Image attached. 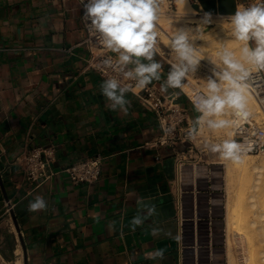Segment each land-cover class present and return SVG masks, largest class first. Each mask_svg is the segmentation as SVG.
Returning a JSON list of instances; mask_svg holds the SVG:
<instances>
[{"label": "crops", "instance_id": "crops-1", "mask_svg": "<svg viewBox=\"0 0 264 264\" xmlns=\"http://www.w3.org/2000/svg\"><path fill=\"white\" fill-rule=\"evenodd\" d=\"M244 1L190 0L200 13L225 17ZM81 14L78 0H0V258L234 264L225 165L206 146L222 142L214 135L189 137L200 113L179 88L164 91L187 110V136L175 145L156 143L162 134L157 117L132 92L127 114L112 110L100 89L105 79L87 67ZM155 60L161 79L152 83L161 89L175 61L159 49ZM38 146L55 151V174L40 186L23 168L25 153ZM97 154L103 162L95 182L73 183L63 171ZM37 196L47 209L29 212ZM145 205H155V214L147 216ZM136 215L144 223L133 231ZM153 228L161 229L159 236ZM159 248L165 249L162 261L146 257Z\"/></svg>", "mask_w": 264, "mask_h": 264}, {"label": "clouds", "instance_id": "clouds-1", "mask_svg": "<svg viewBox=\"0 0 264 264\" xmlns=\"http://www.w3.org/2000/svg\"><path fill=\"white\" fill-rule=\"evenodd\" d=\"M84 6L83 18L93 35L106 50L116 53V58L103 61V67L111 69L116 75L104 80L101 93L110 101L112 110L119 109L125 114L130 102L128 92L144 89L153 80L161 79L162 65L155 60L158 52L156 22L161 0H81ZM231 35L240 45L239 58L232 50L225 47L218 52L219 63H214L213 77L207 79L205 95L194 100L195 109L200 116L189 129V137L195 138L199 132L207 129L216 131L246 120L249 112L246 106L245 90L250 76L246 65L257 70H264V0H255L249 6H240L229 17ZM190 30H178L171 41V50L176 62L168 71L161 91L168 88L183 89L184 81L190 71H195L200 60L196 58L194 41ZM119 77V78H118ZM133 81L131 83L121 82ZM236 118H223L228 112ZM170 131V130H169ZM214 153H220L225 159L238 160L241 145L234 140L206 145ZM147 216L156 212L155 205H145ZM47 202L37 196L28 204L29 212L44 211ZM99 217H97V221ZM144 220L136 215L131 221L135 231ZM161 229L153 228L152 235L159 236ZM151 260L162 261L165 249L159 248L146 253Z\"/></svg>", "mask_w": 264, "mask_h": 264}, {"label": "built area", "instance_id": "built-area-1", "mask_svg": "<svg viewBox=\"0 0 264 264\" xmlns=\"http://www.w3.org/2000/svg\"><path fill=\"white\" fill-rule=\"evenodd\" d=\"M82 9L81 18L85 29L83 45L88 49L87 67L96 71L105 80L110 76L116 75L111 69L103 67V61L109 57L116 58V53H112L99 43L98 37L93 35L88 26V22L83 18L84 6L81 0H78ZM255 0H245L241 6H249ZM87 3V0H85ZM250 76L246 81L249 90L254 95L262 112L264 113V70L247 67ZM119 78V77H118ZM121 82L131 83L133 81ZM182 91L195 108L194 100L205 95L206 89L200 86L193 76H187L184 81ZM131 92V91H130ZM140 102L148 109L152 110L161 127L162 134L156 141L159 145H175L178 141L187 136L184 129V120L187 116V110L180 104L175 93H165L155 84L150 83L144 89L132 92ZM227 119H236L229 112ZM170 130V131H169ZM232 137L230 140L236 141L241 145L238 156L264 154V120H258L256 116L249 113L246 120L230 126ZM55 160V151L53 146H38L25 153L23 159V168L27 180L40 186L50 179L55 171L52 168V162ZM103 157L101 155H92L81 158L63 169L73 183H93L99 179L102 170ZM178 164L180 165L179 161ZM12 207V205H10ZM9 210V209H8Z\"/></svg>", "mask_w": 264, "mask_h": 264}, {"label": "bare ground", "instance_id": "bare-ground-1", "mask_svg": "<svg viewBox=\"0 0 264 264\" xmlns=\"http://www.w3.org/2000/svg\"><path fill=\"white\" fill-rule=\"evenodd\" d=\"M176 2H177L176 3L177 11H175L176 12L175 14L176 17H178V19L176 20L175 28L169 30L163 26V23L157 21V24L159 26V31L161 34H163L162 35L163 38H165L166 40L168 39L170 43L169 45H171L172 38L174 37V35L178 30L181 29L190 30L189 34H190V38L194 41V48L197 46V54L195 53V55L196 58L200 60V62L205 61L206 63H211V65H214L213 62L218 64L219 58L217 54L218 52L222 51L225 47L235 52L237 58H239L240 45L237 41H235V39L231 35L230 23L229 24L226 23V21L223 19L220 20L211 19L206 23H202L200 22L201 20H199V18L197 17V24H196L190 20V18H194L193 12L195 11L193 6L191 5L190 0H176ZM186 5H188V7H186ZM173 26L174 25L168 27L172 28ZM246 67L255 68L252 65H246ZM245 97H246V106L248 112L254 114L258 120L260 121L264 120V113L262 112L254 95L252 94V92L249 90L248 87L245 90ZM226 116L228 115L226 114ZM230 137H232V134H230ZM222 161H224L225 163L226 190L228 191L229 194L227 198V207H228L227 220L229 223L230 230H232L233 234L238 236L239 239L241 238V236L244 235L245 241L243 239V243L244 242L247 243V241H251L249 244L251 243L253 244V235L250 237L248 236L249 233L247 234L244 233L248 232L246 229L247 224L252 225L258 222L256 219L255 220L252 219L250 220L251 221L250 223H247L250 217L247 218L245 214L246 213L245 211L247 210L246 208L247 206L245 205L249 204L250 207L257 208L259 204V200L257 199L258 194H260L259 189H262L263 188L262 186H264V177H263L264 156L263 158L261 157V159H258L256 156L250 154V155L239 156L238 160L223 159ZM259 215H260L259 217H262L261 214ZM241 221H246V222L241 223ZM243 223L245 224L247 223L246 226ZM244 229H246V231ZM261 235H262L261 238L262 241L264 240V236L263 234ZM239 242H240L239 244H241V240H239ZM245 243L242 245H246ZM229 248H231V245ZM239 248H241V246ZM246 248L250 250L248 251V256L247 257L245 256L246 258L244 256L242 257L243 258L242 262L244 264H261V262L264 263V250L257 251L254 249L253 245H251L250 247L248 246ZM231 257H232L231 259L233 260V256Z\"/></svg>", "mask_w": 264, "mask_h": 264}, {"label": "rangeland", "instance_id": "rangeland-1", "mask_svg": "<svg viewBox=\"0 0 264 264\" xmlns=\"http://www.w3.org/2000/svg\"><path fill=\"white\" fill-rule=\"evenodd\" d=\"M161 1L162 2L160 5V8H159L157 21L163 23V26L166 27L167 29L172 30L173 28H175L176 20L178 19V17H176V14H175L176 13L175 11H177V4H176L177 2H176V0H161ZM186 7H188V5H186ZM193 15H194V18H190V20L196 24H197V17L199 18V20H201L200 22H202V23H206L211 19L212 20L213 19L214 20L223 19L226 21V23H228V24L230 23L229 17H225V16L220 17V16L204 15L203 13H200L196 10L193 12ZM171 24L174 26L172 28H169L168 26H172ZM156 31L158 32L157 47H158L159 51L163 55H165L170 61L176 62L175 53L171 50V45H169L170 43H169L168 39L166 40L165 38L162 37L163 34L160 33L159 26H158L157 22H156ZM195 48H196L195 53L197 54V46ZM213 66L214 65H211V63H206L205 61H201V62H199L198 66L196 67V70L192 71L191 76H193V78L195 80H197L198 83L200 84V86L203 87L204 89H207V79L214 78L213 77V70L215 69L214 68L215 66L214 67ZM229 112L227 113V115L229 114ZM224 118L227 119V116L225 115ZM230 134H232L230 127L224 128V129H219L216 131L209 130L205 127L203 129V131L199 132L198 135H199V139L200 138H202V139L209 138L211 135H214L219 141L223 142L224 140H230L231 139ZM254 156H256L258 159H261V157L263 158L264 154H257ZM220 159L225 160V158H222V156ZM222 162L224 163V161H222ZM224 165H225V163H224ZM263 177H264V174H263ZM262 187L264 188V186H262ZM263 188L259 189L260 194H258V197H257V199L259 200V204H258L257 208L256 207H250L249 204L245 205V206H247L246 207L247 210L245 211L246 212L245 214H246L247 218L250 217L249 221L247 223H250L251 222L250 220H252V219H254V220L256 219L258 222L256 224H252V225L251 224L249 225L246 223L247 228L245 227L248 232H246L244 234L249 233L248 236H250V237L253 235V244L252 243L249 244L251 241H247V243L244 242L246 245H242V244H244L243 239L245 238V236L243 235L239 239L238 236L234 235L232 232L230 233L231 234V245L233 248L232 252L234 254V264H244L242 262V259H243L242 256H244V257L248 256V251L250 250V249L248 250L246 248L248 246L250 247L251 245H253L254 249L257 251H263L264 250V240L261 241V238H262L261 234H263V236H264V223H263L264 222L263 221L264 220L263 219L264 218L263 217V214H264V193H262V192H264ZM227 193H228V191H227ZM228 196H229V194H228ZM259 214H261L262 217H259L260 216ZM246 221H241V223L246 222ZM243 224H245V223H243ZM246 224H245V226H246ZM260 227H262V228H260ZM234 228H236V227H234ZM246 229H244V230L246 231ZM260 229H263V230H260ZM239 240H241V244H239L240 243ZM244 241H245V239H244ZM237 245H238V247L241 246V248H239V250L237 249ZM240 249L242 250L243 254H242ZM240 256H241V259L239 258ZM0 264H23V261L20 258V259L14 260V262H12V263H7L6 261H4L0 258ZM261 264H264V263L261 262Z\"/></svg>", "mask_w": 264, "mask_h": 264}, {"label": "water", "instance_id": "water-1", "mask_svg": "<svg viewBox=\"0 0 264 264\" xmlns=\"http://www.w3.org/2000/svg\"><path fill=\"white\" fill-rule=\"evenodd\" d=\"M15 219V218H14ZM16 220V219H15Z\"/></svg>", "mask_w": 264, "mask_h": 264}]
</instances>
